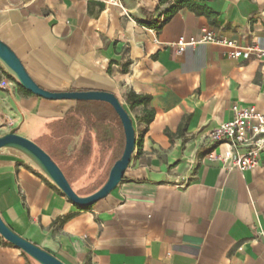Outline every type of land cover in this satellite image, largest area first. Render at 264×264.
<instances>
[{"label":"crops","instance_id":"crops-1","mask_svg":"<svg viewBox=\"0 0 264 264\" xmlns=\"http://www.w3.org/2000/svg\"><path fill=\"white\" fill-rule=\"evenodd\" d=\"M160 1L0 0V41L39 87L109 92L140 137L121 181L89 208L20 149H0V217L64 264H264V154L243 172L199 155L233 104L264 111V57L231 58L217 41L172 47L209 32L264 50V0H193L167 20L158 14L173 0ZM129 93L149 101L130 109ZM74 107L25 93L0 67V127L17 130L25 114L49 126ZM0 264L39 263L1 244Z\"/></svg>","mask_w":264,"mask_h":264},{"label":"rangeland","instance_id":"rangeland-1","mask_svg":"<svg viewBox=\"0 0 264 264\" xmlns=\"http://www.w3.org/2000/svg\"><path fill=\"white\" fill-rule=\"evenodd\" d=\"M0 67L7 71L1 63ZM75 102L79 128H73L68 134L60 135L55 130L52 133L48 124L45 125L41 119L29 114L24 115L16 133L45 151L60 168L72 189L83 195L105 183L124 147V138L114 111L109 107L105 109L103 106V109L100 102ZM128 115L135 131V122ZM4 129L10 130L0 127V134Z\"/></svg>","mask_w":264,"mask_h":264},{"label":"water","instance_id":"water-1","mask_svg":"<svg viewBox=\"0 0 264 264\" xmlns=\"http://www.w3.org/2000/svg\"><path fill=\"white\" fill-rule=\"evenodd\" d=\"M0 63L6 68L18 85L36 97L51 101L70 100L102 102L108 104L113 109L120 120L124 134L123 151L120 158L112 165L105 183L93 193L85 196L78 195L72 189L60 168L45 151L31 140L18 135L16 129H11L6 134L0 136V149L14 147L33 158L72 204L80 208H89L96 202L104 199L121 181L136 146L133 123L124 107L117 98L109 92L96 90L51 92L39 87L27 74L20 60L12 50L2 41H0ZM0 237L39 264H64L52 254L17 235L3 222L1 217Z\"/></svg>","mask_w":264,"mask_h":264},{"label":"built area","instance_id":"built-area-1","mask_svg":"<svg viewBox=\"0 0 264 264\" xmlns=\"http://www.w3.org/2000/svg\"><path fill=\"white\" fill-rule=\"evenodd\" d=\"M212 41H217L227 48L231 58L247 60L252 56L264 57V50L242 48L234 41L226 39L215 40L209 32L200 39L181 37L172 47L177 53H181L187 46ZM231 110L233 119L220 124L204 137V143L212 149L205 153L203 158L228 170H252L261 164L264 154V111L254 106L238 104H233Z\"/></svg>","mask_w":264,"mask_h":264},{"label":"trees","instance_id":"trees-1","mask_svg":"<svg viewBox=\"0 0 264 264\" xmlns=\"http://www.w3.org/2000/svg\"><path fill=\"white\" fill-rule=\"evenodd\" d=\"M167 0H161L160 1V4H163L165 3ZM193 0H173L172 4L162 13H159L158 15L159 16H163L164 20H167L169 17H171L175 11L182 7V6H186L188 5L190 2H192ZM157 11V10H156ZM155 21L154 22H149L147 23L148 25H155ZM19 87L27 94H30L28 93L26 90H24L20 85ZM69 91H74L73 89H70ZM149 101V97L147 96H140V95H136L134 93H129L128 96H127V99H126V104L130 107V109H133L134 107L136 106H139V105H146L147 102ZM79 101H77L78 103ZM94 102V101H93ZM99 103V102H98ZM77 105V104H76ZM100 107L103 108V106H105V109L106 107H109V109L113 110L108 104L106 103H102L100 102ZM102 105V106H101ZM104 109V108H103ZM78 112L76 111V107L74 108H71L67 114L65 115V118L63 120H60V121H54L52 123H50L49 127L51 128L52 130V133L55 131L58 132V134L60 135H66L68 134V132H70L73 128H79L78 126V121L76 119V114ZM115 114V112H114ZM115 118L116 120L118 121L121 129H122V126H121V123H120V120L119 118L117 117V115L115 114ZM153 118V113L151 110L145 108L144 109V116L141 118V120L144 121L145 124H148ZM88 119V118H87ZM123 131V130H122ZM123 138H124V134H123ZM140 143V137L137 139L136 141V146H138ZM124 146V144H123ZM212 147H209L208 150H206L205 152L204 151H201L199 152V155H204L205 153H207L209 150H211ZM122 151H123V147H122ZM122 151L119 155V157L117 159L120 158L121 154H122ZM101 185H99L98 187H96L95 189H93L91 192L87 193V194H78L80 196H85V195H89L91 193H93L94 191H96ZM1 244H6L8 245L9 243L6 242L4 239H1L0 238V245ZM24 256H27L25 253H23ZM54 256V255H53ZM56 257V256H55ZM57 258V257H56Z\"/></svg>","mask_w":264,"mask_h":264}]
</instances>
